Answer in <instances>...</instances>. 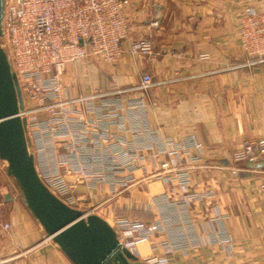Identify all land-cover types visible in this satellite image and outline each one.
<instances>
[{"label":"built area","instance_id":"obj_1","mask_svg":"<svg viewBox=\"0 0 264 264\" xmlns=\"http://www.w3.org/2000/svg\"><path fill=\"white\" fill-rule=\"evenodd\" d=\"M256 1L248 0L237 26L244 61L223 71L264 64V10L254 6ZM136 8L132 0H5L1 45L22 91L19 116L26 121L28 150L38 176L71 208L83 202L79 185L90 201L102 204L142 182L170 186L150 198L151 222L116 217L110 226L122 249L139 261L171 264L172 254L201 246L191 209L215 200L217 192L193 189L194 172L205 168L204 144L195 134L177 141L150 126L149 93L168 82L144 74L131 88L75 94L64 80L69 66L86 59L118 63L126 54L124 44L130 42L131 12ZM153 49L150 40L139 39L129 43L128 53L135 59L152 55ZM199 59L210 57L202 54ZM131 92L142 96H123ZM232 158L246 166L264 162V137L246 142ZM12 187L19 192L15 183ZM4 202L5 188L0 187V209ZM228 218L218 213L209 220L211 229L205 232L211 244L230 243ZM11 228L0 220L2 232L9 234ZM161 234L167 239L143 256L140 247Z\"/></svg>","mask_w":264,"mask_h":264},{"label":"crops","instance_id":"obj_2","mask_svg":"<svg viewBox=\"0 0 264 264\" xmlns=\"http://www.w3.org/2000/svg\"><path fill=\"white\" fill-rule=\"evenodd\" d=\"M132 1L137 8L131 12L129 40H150L153 54L134 59L128 53L130 42H126V54L118 63L83 60L67 68L65 83L79 94L131 88L140 84L144 74L154 81H167L149 93L150 126L177 141L195 134L204 144L205 168L195 171L193 189L217 192L215 200L191 209L201 246L172 254L170 263L264 264V168L250 170L235 165L232 158L246 142L264 137V64L223 71L244 61L237 26L248 0ZM254 6L264 10V0H257ZM202 54H209L210 59L201 61ZM129 94L142 96L141 92ZM160 185V193L169 191L170 186ZM4 188L5 222L12 225L7 238L22 252L10 261L72 264L47 239L9 182ZM218 213L229 215L226 227L230 243L224 246L211 244L205 232L211 229L209 220ZM153 219L154 215L147 222ZM165 239L161 234L141 246L142 255Z\"/></svg>","mask_w":264,"mask_h":264},{"label":"water","instance_id":"obj_3","mask_svg":"<svg viewBox=\"0 0 264 264\" xmlns=\"http://www.w3.org/2000/svg\"><path fill=\"white\" fill-rule=\"evenodd\" d=\"M4 10L5 0H0V160L8 165V177L48 239L72 264H145L122 249L107 221L69 207L38 176L34 156L28 150L26 121L19 116L24 109L22 91L1 45ZM248 168L262 169L264 162L250 163Z\"/></svg>","mask_w":264,"mask_h":264},{"label":"rangeland","instance_id":"obj_4","mask_svg":"<svg viewBox=\"0 0 264 264\" xmlns=\"http://www.w3.org/2000/svg\"><path fill=\"white\" fill-rule=\"evenodd\" d=\"M129 95H130L129 93H126L123 96L128 97ZM234 164L238 166L244 165V164H237L235 162ZM5 165H7V163L0 160V187H5V185H7L8 182H9V185L12 187L14 182L7 176L6 173H7L8 165L7 166ZM238 169L240 170V168H237V170ZM160 189H161L160 183L153 180L143 187H140L139 185L134 186L130 188L129 190L125 191L123 194H121L117 198L109 201L106 204H102L101 202L96 201V200L90 201L87 196L86 188L83 185H79L77 187V193H78V196L82 198L83 202H81L80 207L74 208V209L80 210L84 213L90 210L93 212L92 214L98 215L99 217L107 221L109 225L113 224V220L116 217H134V218L140 219L141 221L147 222L151 219V218L148 219L147 217H150V216L153 217V214L151 213L149 205H148L150 202V198L153 195L159 194L162 190ZM144 191L145 192L149 191V192L147 194ZM141 192H143L142 195L144 196L140 198L137 197V196H141L140 195ZM17 194L19 195V198L21 199L20 192H17ZM134 195H136V198L134 197ZM100 198L102 200H105L108 198V195L107 194L101 195ZM142 215H147V216L143 218ZM5 218H6V210H4V207H2L0 209V220L2 222H5ZM7 235L8 234H5L4 232L0 230V264H17L16 261L13 262L10 260H14L18 258V256L22 252L17 251V249L14 247L10 239L7 238ZM52 243L55 244L53 241ZM19 264H26V263L22 261V263H19Z\"/></svg>","mask_w":264,"mask_h":264},{"label":"trees","instance_id":"obj_5","mask_svg":"<svg viewBox=\"0 0 264 264\" xmlns=\"http://www.w3.org/2000/svg\"><path fill=\"white\" fill-rule=\"evenodd\" d=\"M142 216H143V218H145L147 215H142ZM147 218H148V219H150V218L152 219L153 217L150 216V217H147ZM151 219H150V220H151Z\"/></svg>","mask_w":264,"mask_h":264},{"label":"bare ground","instance_id":"obj_6","mask_svg":"<svg viewBox=\"0 0 264 264\" xmlns=\"http://www.w3.org/2000/svg\"><path fill=\"white\" fill-rule=\"evenodd\" d=\"M144 246V245H143ZM143 253V252H142ZM144 254V253H143Z\"/></svg>","mask_w":264,"mask_h":264}]
</instances>
